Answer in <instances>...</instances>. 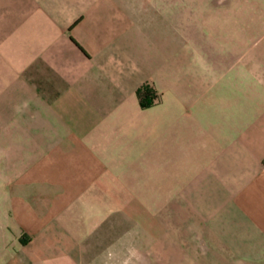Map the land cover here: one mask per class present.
I'll return each mask as SVG.
<instances>
[{
	"label": "crops",
	"instance_id": "1",
	"mask_svg": "<svg viewBox=\"0 0 264 264\" xmlns=\"http://www.w3.org/2000/svg\"><path fill=\"white\" fill-rule=\"evenodd\" d=\"M257 10L0 0V264H264Z\"/></svg>",
	"mask_w": 264,
	"mask_h": 264
},
{
	"label": "rangeland",
	"instance_id": "2",
	"mask_svg": "<svg viewBox=\"0 0 264 264\" xmlns=\"http://www.w3.org/2000/svg\"><path fill=\"white\" fill-rule=\"evenodd\" d=\"M262 7L263 6H261V8ZM251 14H252L251 16H253L254 18L253 20L257 21L262 18L261 15L263 16L264 12L257 10L253 13L251 11ZM248 39H249V47L254 53L261 51L264 52V22L252 23V26L250 27V34ZM245 48L246 47H244V49ZM232 50L234 53H241L243 49L235 46L233 47Z\"/></svg>",
	"mask_w": 264,
	"mask_h": 264
},
{
	"label": "trees",
	"instance_id": "3",
	"mask_svg": "<svg viewBox=\"0 0 264 264\" xmlns=\"http://www.w3.org/2000/svg\"><path fill=\"white\" fill-rule=\"evenodd\" d=\"M136 96L140 107L143 109L152 106L154 101L158 98L156 91L148 85L139 88L136 91Z\"/></svg>",
	"mask_w": 264,
	"mask_h": 264
}]
</instances>
